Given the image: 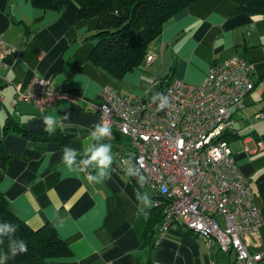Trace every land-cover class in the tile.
<instances>
[{
    "label": "crops",
    "instance_id": "obj_1",
    "mask_svg": "<svg viewBox=\"0 0 264 264\" xmlns=\"http://www.w3.org/2000/svg\"><path fill=\"white\" fill-rule=\"evenodd\" d=\"M97 24L96 17L80 19L74 1L61 10H44L32 0H0V33L21 52L4 60L0 114L21 122L47 115L58 121L57 131L42 138L22 133L6 136L8 162L0 189L11 210L31 228L52 223L67 243L71 255L50 264H237L234 251L183 229H171L155 245L157 228L145 244L146 205L137 199L142 196L131 178L115 169L118 157L128 154L131 144L118 129L111 140L101 141L112 144L111 179L92 184L87 172L69 173L61 163L63 147L83 152L92 143L89 132L101 121L97 107L105 87L148 99L156 79L180 77L199 83L214 63L234 54L253 66L254 87L232 114L228 144L262 216L256 249L264 254V118L257 115L264 111V16L238 11L232 0H194L164 25L145 64L122 78L90 59ZM149 55L155 56L151 63H147ZM35 76L51 78L80 100L59 102L46 112L18 101L15 85L24 88ZM142 84L148 85L145 90Z\"/></svg>",
    "mask_w": 264,
    "mask_h": 264
},
{
    "label": "built area",
    "instance_id": "obj_2",
    "mask_svg": "<svg viewBox=\"0 0 264 264\" xmlns=\"http://www.w3.org/2000/svg\"><path fill=\"white\" fill-rule=\"evenodd\" d=\"M12 52L0 33V75L5 58ZM155 59L147 57V63ZM253 66L234 54L212 65L199 83L173 77L159 88L167 105L159 107L152 96L143 99L105 87L98 110L112 131L118 129L131 138L128 154L117 164L136 168L146 177L142 188L150 187L163 196V220L158 225L155 245H160L171 229H183L213 239L223 250L235 253L237 264H260L264 254L257 250L262 216L254 204L250 183L232 157L228 141L232 114L243 106L253 89ZM16 87V99L33 103L46 112L62 101L78 102L75 92L60 89L51 78L33 77L26 87ZM264 118V111L257 114ZM113 137V136H112ZM108 139V138H104ZM251 247H254L252 249Z\"/></svg>",
    "mask_w": 264,
    "mask_h": 264
},
{
    "label": "trees",
    "instance_id": "obj_3",
    "mask_svg": "<svg viewBox=\"0 0 264 264\" xmlns=\"http://www.w3.org/2000/svg\"><path fill=\"white\" fill-rule=\"evenodd\" d=\"M74 1L79 8V18L98 19V24L92 37L96 39L90 59L98 67L115 78H122L127 72L143 66L151 43L161 34L164 25L180 10L187 7L194 0H32L34 6L44 10H61L67 3ZM238 11H245L251 15L264 16V0H232ZM172 78V77H171ZM162 80L159 88L164 86ZM157 89L151 87V95ZM3 108L0 103V111ZM26 122L7 115L0 119V182L8 162L5 151V138L11 133H22L33 138L48 136L45 130L32 131L24 127ZM57 131V128L54 132ZM52 132V133H54ZM231 132H225L223 137L228 141ZM115 169L128 175L140 196H147L152 203L146 206L148 226L145 233V244H148L158 225L163 220L165 203L155 204V200H162L159 192L147 194L137 179L136 168H125L115 162ZM9 222L17 225L16 238L23 239L27 244L26 253L9 255L5 264H50L62 257L71 255V250L59 235L52 223H45L37 229L31 228L19 218L10 208L9 202L0 189V223ZM7 252V238L0 245V253ZM262 263V262H261ZM260 263V264H261Z\"/></svg>",
    "mask_w": 264,
    "mask_h": 264
},
{
    "label": "clouds",
    "instance_id": "obj_4",
    "mask_svg": "<svg viewBox=\"0 0 264 264\" xmlns=\"http://www.w3.org/2000/svg\"><path fill=\"white\" fill-rule=\"evenodd\" d=\"M152 102L159 100V107L164 108L167 105V98L163 93H154L152 96ZM68 117L65 116L64 119ZM43 123L46 125L45 131L52 133L55 131L58 121L53 115H47L43 119ZM113 131L111 125L106 120L92 126L89 132V137L92 143L83 150V152L77 150L74 147L65 146L61 150V163L63 168L69 173L87 172L86 179L92 184H101L111 179V170L114 162V155L112 150V144L109 142H101L104 138L111 140ZM53 153H48L51 156ZM81 157V159H77ZM128 175L132 176L134 173L128 172ZM146 177L143 175L138 176V182L144 183ZM144 202L148 207L152 206V203L147 199V196L137 197ZM17 225L9 222L0 223V245H3L5 238H7V252L0 253V264H5L11 257L17 254L26 253L28 251L27 244L23 239L16 238Z\"/></svg>",
    "mask_w": 264,
    "mask_h": 264
},
{
    "label": "water",
    "instance_id": "obj_5",
    "mask_svg": "<svg viewBox=\"0 0 264 264\" xmlns=\"http://www.w3.org/2000/svg\"><path fill=\"white\" fill-rule=\"evenodd\" d=\"M44 117H36L24 124V127L32 131H42L45 130L46 125L43 123Z\"/></svg>",
    "mask_w": 264,
    "mask_h": 264
},
{
    "label": "rangeland",
    "instance_id": "obj_6",
    "mask_svg": "<svg viewBox=\"0 0 264 264\" xmlns=\"http://www.w3.org/2000/svg\"><path fill=\"white\" fill-rule=\"evenodd\" d=\"M147 86H148V85H144V84H142V85H141V88L145 90ZM126 94H127V93H126ZM2 115H3V114L1 113V114H0V118H1V120L3 121V120H4V117H3ZM123 138H125V139H124L125 141H129V142L131 141V138H129V137H127V136H125V137H123ZM145 191H146L147 194H154V191H153L150 187L145 188Z\"/></svg>",
    "mask_w": 264,
    "mask_h": 264
}]
</instances>
